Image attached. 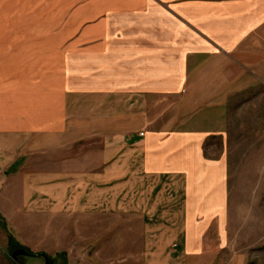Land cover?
<instances>
[{
    "label": "crops",
    "instance_id": "obj_1",
    "mask_svg": "<svg viewBox=\"0 0 264 264\" xmlns=\"http://www.w3.org/2000/svg\"><path fill=\"white\" fill-rule=\"evenodd\" d=\"M262 28L264 0H0L10 238L64 264H213L228 165L205 147L224 133L148 130L141 100L181 95L208 62L232 65Z\"/></svg>",
    "mask_w": 264,
    "mask_h": 264
},
{
    "label": "rangeland",
    "instance_id": "obj_2",
    "mask_svg": "<svg viewBox=\"0 0 264 264\" xmlns=\"http://www.w3.org/2000/svg\"><path fill=\"white\" fill-rule=\"evenodd\" d=\"M232 59V65L208 62L196 68L181 95L142 99L141 110L148 130L224 133L205 147L208 158L223 156L228 165L226 234L213 264H264V28ZM101 141L78 144V155L96 152ZM20 247L0 222V264H45L41 257L14 262L11 255ZM53 262L64 264L61 258Z\"/></svg>",
    "mask_w": 264,
    "mask_h": 264
},
{
    "label": "water",
    "instance_id": "obj_3",
    "mask_svg": "<svg viewBox=\"0 0 264 264\" xmlns=\"http://www.w3.org/2000/svg\"><path fill=\"white\" fill-rule=\"evenodd\" d=\"M43 256H44V255H42V254H32V253H30V252H28V251H25V250H23V249H18V250L14 251V252L12 253V255H11V259H12L14 262H16L17 259H18L19 257H36V258L41 257V258H45V264H48V261H49L50 259H49V258H46V257H43Z\"/></svg>",
    "mask_w": 264,
    "mask_h": 264
},
{
    "label": "flooded vegetation",
    "instance_id": "obj_4",
    "mask_svg": "<svg viewBox=\"0 0 264 264\" xmlns=\"http://www.w3.org/2000/svg\"><path fill=\"white\" fill-rule=\"evenodd\" d=\"M45 260V258H44ZM48 264H55L51 259L48 261Z\"/></svg>",
    "mask_w": 264,
    "mask_h": 264
},
{
    "label": "trees",
    "instance_id": "obj_5",
    "mask_svg": "<svg viewBox=\"0 0 264 264\" xmlns=\"http://www.w3.org/2000/svg\"><path fill=\"white\" fill-rule=\"evenodd\" d=\"M43 257H46V256H43ZM47 258V257H46Z\"/></svg>",
    "mask_w": 264,
    "mask_h": 264
}]
</instances>
